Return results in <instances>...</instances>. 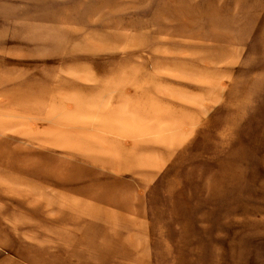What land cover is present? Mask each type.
Returning a JSON list of instances; mask_svg holds the SVG:
<instances>
[{
  "label": "rangeland",
  "instance_id": "obj_1",
  "mask_svg": "<svg viewBox=\"0 0 264 264\" xmlns=\"http://www.w3.org/2000/svg\"><path fill=\"white\" fill-rule=\"evenodd\" d=\"M0 264H264V0H0Z\"/></svg>",
  "mask_w": 264,
  "mask_h": 264
}]
</instances>
